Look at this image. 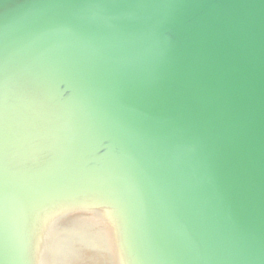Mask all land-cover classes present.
Segmentation results:
<instances>
[{"label":"water","instance_id":"obj_1","mask_svg":"<svg viewBox=\"0 0 264 264\" xmlns=\"http://www.w3.org/2000/svg\"><path fill=\"white\" fill-rule=\"evenodd\" d=\"M81 218L112 264H264V0H0V264Z\"/></svg>","mask_w":264,"mask_h":264},{"label":"bare ground","instance_id":"obj_2","mask_svg":"<svg viewBox=\"0 0 264 264\" xmlns=\"http://www.w3.org/2000/svg\"><path fill=\"white\" fill-rule=\"evenodd\" d=\"M64 225L75 232L67 236L57 234L56 224L52 234L60 244L54 248L51 258L43 254L40 264H112V248L99 222L81 218L74 222L75 226L66 221Z\"/></svg>","mask_w":264,"mask_h":264}]
</instances>
